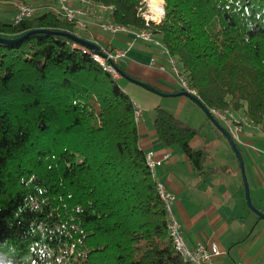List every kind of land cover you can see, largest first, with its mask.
Masks as SVG:
<instances>
[{
    "label": "trees",
    "instance_id": "1",
    "mask_svg": "<svg viewBox=\"0 0 264 264\" xmlns=\"http://www.w3.org/2000/svg\"><path fill=\"white\" fill-rule=\"evenodd\" d=\"M94 1L114 6L115 24L150 30L209 110H243L264 132V0H165L148 25L143 0ZM40 29L83 37L54 11L0 20L4 38ZM135 111L71 39L0 42V264H191L170 238ZM154 125L202 167L206 151L191 146L199 129L162 106Z\"/></svg>",
    "mask_w": 264,
    "mask_h": 264
},
{
    "label": "crops",
    "instance_id": "2",
    "mask_svg": "<svg viewBox=\"0 0 264 264\" xmlns=\"http://www.w3.org/2000/svg\"><path fill=\"white\" fill-rule=\"evenodd\" d=\"M32 1L40 14L57 8L56 0ZM19 3L21 0H15L14 11ZM74 4L87 10L85 19L89 25L86 32L77 28L76 31L104 50L125 51V56L117 64L123 66L127 74L166 93L185 91L170 69L169 53L159 40L160 44L142 39L133 41L135 31L132 29L117 34L103 31L100 24L113 21L111 11L87 7L79 0ZM116 78L124 81L123 84L119 82L120 86L141 110L138 122L141 148L147 154L152 153L155 161L161 162L153 174L157 182L176 195L172 210L181 224L186 243L189 246L198 243L218 245L222 254L216 258L215 264H263L264 219H260L247 204L240 164L227 138L219 130L218 133L205 134L206 125L200 124V120L191 123L196 110L183 115L191 100L189 97H163L120 75ZM164 98H175L182 104L175 111L166 106L165 109L199 129L200 134L193 139L191 146L207 153L201 168H196L178 145L167 146L159 138L154 125L155 110L164 106ZM230 111L242 120L241 134L232 137L245 163L252 202L264 212V132L253 124L245 111ZM220 123L227 129L225 123Z\"/></svg>",
    "mask_w": 264,
    "mask_h": 264
},
{
    "label": "built area",
    "instance_id": "3",
    "mask_svg": "<svg viewBox=\"0 0 264 264\" xmlns=\"http://www.w3.org/2000/svg\"><path fill=\"white\" fill-rule=\"evenodd\" d=\"M82 4L87 7H98L103 11H113L114 6L105 5L102 3H97L94 0H79ZM57 8L54 10L63 20L68 23L74 24L75 27L82 32H86L89 29V25L85 19L87 15V10L81 7H77L74 2L75 0H56ZM37 7L29 2H21L18 4L13 23L19 24L24 20L31 19L36 15ZM150 20L147 18L146 23L149 24ZM159 23V22H158ZM100 28L103 31L110 32L112 34H117L122 31L128 30V28L115 24L114 22H103L100 24ZM134 38L133 41L142 39L145 41H150L155 44H160L157 39L154 38L152 32L147 29H142L139 31L133 32ZM84 48V47H83ZM85 50H88L84 48ZM103 53L106 54V57H103L99 54L93 53V57L96 61L100 62L105 70L112 73L115 77L119 74L117 72L114 64L117 63L119 59L125 56V51L118 50L115 52L102 49ZM170 69L175 72L179 79V83L185 91H188L191 94L197 96V93L192 89L188 83L186 77L181 73V68L179 62L176 58L169 54L168 59ZM135 120L136 122L140 121L141 110L135 105ZM212 115L216 117L220 122L226 124L227 129L232 134V136L238 137L242 132L241 119L236 118V116L230 111H220L217 109L210 110ZM149 166L151 167L152 172L154 173V168L156 165L161 164L159 161H155L153 154L149 153L146 155ZM157 188L160 194V198L165 204L167 215H168V224H169V235L172 240V243L181 256V258L191 264H215L216 258L221 256L222 252L219 249L218 245L210 244L205 245L203 243H198L195 246H189L184 238V234L181 228L180 222L176 219L173 214L172 206L176 201V195L167 190L166 186L162 183H157ZM264 264V263H263Z\"/></svg>",
    "mask_w": 264,
    "mask_h": 264
},
{
    "label": "water",
    "instance_id": "4",
    "mask_svg": "<svg viewBox=\"0 0 264 264\" xmlns=\"http://www.w3.org/2000/svg\"><path fill=\"white\" fill-rule=\"evenodd\" d=\"M36 33H49V34H54V35H61V36H65L69 39H71L72 41H74L75 43L81 45L82 47L88 49L90 52L92 53H96L99 54L103 57H106V54L103 53L102 48L97 45L96 43L80 37L78 35L69 33V32H64V31H50V30H46V29H40V30H33L30 31L26 34H24L21 37L18 38H13V39H9V38H4L2 36H0V42L1 43H7V44H13V43H19L21 41H23L25 38L36 34ZM117 69V68H116ZM117 72L120 76L124 77L125 79L129 80L130 82L137 84L143 88H145L146 90L155 93L157 95L163 96V97H177V96H187L189 97L191 100H193L199 107L202 108V110L206 113V115L209 117V119L213 122V124L217 127V129L227 138V140L229 141L238 161L240 164V169H241V173H242V177H243V182H244V188H245V195H246V200H247V204L249 206V208L255 212L258 217L260 219H264V212L260 211L259 209H257L251 199V194H250V187H249V183H248V179H247V175H246V171H245V163L242 157V154L239 150V148L237 147L235 141L233 140V137L231 135V133L217 120L216 117H214L211 113V111L209 110V108L207 106H205L203 104V102L198 98V96L189 93L188 91H181L178 93H166L148 83H145L143 81H141L140 79L134 78L132 76H130L129 74H127L126 72L117 69Z\"/></svg>",
    "mask_w": 264,
    "mask_h": 264
},
{
    "label": "rangeland",
    "instance_id": "5",
    "mask_svg": "<svg viewBox=\"0 0 264 264\" xmlns=\"http://www.w3.org/2000/svg\"><path fill=\"white\" fill-rule=\"evenodd\" d=\"M29 2L31 4H33L36 7V4L33 3V1H27V0H21V2ZM142 8H140V14L144 17V19L146 20L152 13V8L150 6V0H143L142 2ZM165 5H166V1L163 0L161 7L163 9V17L165 15ZM15 0H10V1H5V2H0V20L6 23H12L13 19H14V14H15ZM41 11H36V15H39ZM150 21H154L156 23L160 22V21H156L153 20L151 18H148ZM106 21V20H105ZM79 35H83L81 33H79V31L77 32ZM118 82H120V84H123L124 81L123 80H119ZM164 106H162L163 108L168 107L170 110L175 111L177 109H180V107H182L181 103L179 104L178 101H176L175 98H164ZM166 106V107H165ZM194 109L196 110V114L193 116L191 123H195L198 120H200V124H205V134L207 135H211L212 133H218V129L217 127L213 124V122L209 119V117L206 115V113L202 110L201 107L199 106H195L194 103L190 100L188 101V104L185 106L184 108V113L183 115H186V113H190L192 112L191 110Z\"/></svg>",
    "mask_w": 264,
    "mask_h": 264
},
{
    "label": "bare ground",
    "instance_id": "6",
    "mask_svg": "<svg viewBox=\"0 0 264 264\" xmlns=\"http://www.w3.org/2000/svg\"><path fill=\"white\" fill-rule=\"evenodd\" d=\"M163 0H150V6L152 8L151 15L148 18H151L156 21H160L163 18V9L161 7Z\"/></svg>",
    "mask_w": 264,
    "mask_h": 264
}]
</instances>
